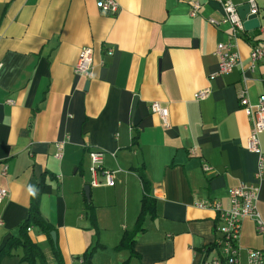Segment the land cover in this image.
<instances>
[{"label":"crops","instance_id":"obj_1","mask_svg":"<svg viewBox=\"0 0 264 264\" xmlns=\"http://www.w3.org/2000/svg\"><path fill=\"white\" fill-rule=\"evenodd\" d=\"M98 1L0 0V189L7 191L0 250L17 237L43 178L38 212L52 227L61 263L72 264L97 241L103 248L91 264H123L129 253L114 248L139 214L143 168L156 217L146 221L129 264H203L220 224L195 202L226 206L230 188L253 183L264 222V133L260 154L245 148L250 122L238 104L242 88L252 105L264 92V60L248 65L251 46L264 45V0H254L259 29L233 40L241 62L227 75L217 74L215 50L230 40V26L208 23L223 17L224 0H114V15ZM194 2L201 7L191 17ZM85 47L93 50L90 79L74 73ZM205 88L208 97L195 100ZM152 102L168 110L167 125L150 112ZM90 151L102 152L104 169L114 172L113 187L89 190L96 235L85 208ZM29 228L46 263L57 264L48 237ZM239 243L242 251L264 250V235L245 220ZM21 258L18 248L0 264H27Z\"/></svg>","mask_w":264,"mask_h":264},{"label":"built area","instance_id":"obj_2","mask_svg":"<svg viewBox=\"0 0 264 264\" xmlns=\"http://www.w3.org/2000/svg\"><path fill=\"white\" fill-rule=\"evenodd\" d=\"M250 5V12L257 14V7L254 0H247ZM97 8L111 15L118 11V5L114 0H99ZM197 2L191 3L190 16L194 17L200 10ZM236 5L231 0H224L222 3L223 17L219 20L208 19V23L214 27L221 25L230 26V40L225 43H219L216 46L215 55L218 58V75H227L234 68L240 65V56L235 50L233 40L244 32L242 22L240 21ZM113 51L107 49L105 55L112 56ZM264 60V45L253 44L249 54V69L252 70L256 63ZM2 63L0 62V71ZM93 69V50L85 47L80 50L74 67V73L78 76L90 79ZM210 89L205 88L194 94V99L201 101L208 97ZM12 104V101H7ZM238 104L246 114L250 122V132L246 139L245 148L252 152L260 154L259 136L264 133V92L258 97L256 104L252 105L249 101L245 88H242L238 94ZM149 110L152 114L158 115L164 125H167L168 110L161 107L159 103L149 104ZM57 150L61 152V146L56 145ZM56 158H61V153L55 154ZM90 162L88 168L89 178L87 185L89 188L100 186L113 187L114 179L112 171L103 167V153L99 151H90L88 153ZM264 164V159H260V168ZM6 167L2 174L5 175ZM211 167L207 164L202 165L203 172H209ZM261 176V172L257 175ZM99 178L103 180L100 182ZM103 184V185H102ZM7 196V191L0 189V202ZM258 186L253 183L240 182L229 189L228 202L224 206L220 202L197 201V208L212 209L219 221L218 237L213 243V247L206 254L203 264H264V250L247 249L242 251L240 247V236L242 224L245 220H251L254 223L255 232L258 236L264 235V222L257 210ZM30 231V228L27 229ZM72 264H83L82 257H77Z\"/></svg>","mask_w":264,"mask_h":264},{"label":"trees","instance_id":"obj_3","mask_svg":"<svg viewBox=\"0 0 264 264\" xmlns=\"http://www.w3.org/2000/svg\"><path fill=\"white\" fill-rule=\"evenodd\" d=\"M134 142L135 140H132V143ZM137 175L142 187L139 214L132 229L123 232L118 245L114 248L115 251H127L129 253V259L126 260L123 264H129V260L131 258H138V255L134 251V244L136 242V239L146 231V221H152L156 217V199L153 196L151 183L147 179L143 168L137 170ZM43 190L44 181L42 178L40 183L36 185L32 194L27 219L18 227L17 237L11 238L5 243L3 248L0 250V256H9L11 254V250L20 248L22 250L21 260L23 262L27 264H35L36 261H38L40 264H47L40 249L34 243H32L27 236V229L32 225L39 227L42 233H44L48 237L52 249V254L54 255L57 264H62L59 257V251L57 249V243L56 241H53L50 236V233L53 232L52 227H50L44 220H42L38 212V199L43 193ZM85 208L86 215L88 216V219L90 220L92 228H94L96 235L97 229L95 227L93 210L88 199L86 200ZM212 247L213 245L205 249L204 253L207 254ZM102 248L103 246L99 245L96 241V243L88 248L87 251L83 254V264H91V258L94 252Z\"/></svg>","mask_w":264,"mask_h":264},{"label":"water","instance_id":"obj_4","mask_svg":"<svg viewBox=\"0 0 264 264\" xmlns=\"http://www.w3.org/2000/svg\"><path fill=\"white\" fill-rule=\"evenodd\" d=\"M237 15L242 22L244 32H251L259 29V18L257 14L250 12V5L246 2L236 7ZM89 186L84 187V194L89 199ZM51 239L55 241L54 233H50Z\"/></svg>","mask_w":264,"mask_h":264}]
</instances>
